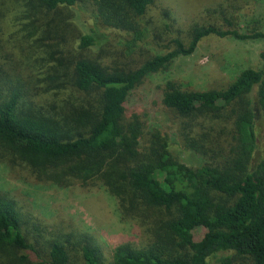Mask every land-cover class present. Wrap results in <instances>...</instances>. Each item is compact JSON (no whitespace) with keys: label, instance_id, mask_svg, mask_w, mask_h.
<instances>
[{"label":"trees","instance_id":"16d2710c","mask_svg":"<svg viewBox=\"0 0 264 264\" xmlns=\"http://www.w3.org/2000/svg\"><path fill=\"white\" fill-rule=\"evenodd\" d=\"M157 1L0 0V144L37 178L62 187L101 182L122 217L145 227L147 238L117 245L111 264H264V49L261 65L226 87L169 80L162 88L164 107L191 122L206 119L184 120L181 129L202 157L198 165L183 161L177 140L147 131L128 111L148 76L204 38L264 36L259 27L242 32L236 14L238 4L264 0H225L210 13L214 23L186 29L166 8L161 30L149 19ZM9 2L19 8L16 35L6 29ZM101 27L126 33L125 41L111 45ZM168 36L166 53L145 45L162 46ZM32 222L0 196V264H73V252L82 264H106L90 235L49 238Z\"/></svg>","mask_w":264,"mask_h":264},{"label":"rangeland","instance_id":"374dc122","mask_svg":"<svg viewBox=\"0 0 264 264\" xmlns=\"http://www.w3.org/2000/svg\"><path fill=\"white\" fill-rule=\"evenodd\" d=\"M13 3L9 2L7 5L12 11L6 18V29L16 35L20 25L11 19L14 10L19 11V8H14L17 6ZM224 6L225 0H158L149 14L151 29L161 25L166 8L170 9L172 18L177 21L176 27L186 29L194 22L214 23L217 19L212 18L210 13ZM238 7V27L242 32L251 31L254 27L264 31V1L243 2ZM91 9L92 7L87 8L86 14H91ZM101 32L110 38L111 45L122 44L126 39V33L115 29L101 27ZM171 38L172 36H168L160 41L162 46L152 41H146L145 45L154 53H166L173 49V44L165 46ZM263 49L264 36L245 40L216 35L206 37L194 53L179 56L167 70L148 76L132 92L128 111L140 115L147 131L161 130L177 140L174 150L181 155L183 161L198 165L201 155L191 150L181 135L184 120L191 122L192 117H180L164 107L160 101L162 88L169 80H176L189 89L226 87L244 68L261 65L260 52ZM19 57L21 56L15 60H19ZM197 119L191 122L195 126L197 121H206L201 116ZM196 128L200 130L199 127ZM0 150L3 152L0 154V196L13 199L25 217H31L32 223L38 224L47 237L61 233H73L74 236L88 234L101 248L106 264L112 263L113 251L117 245L130 241L140 244L147 238L145 227L138 220L122 217L117 197L101 182L94 181L95 183L87 185L75 181L70 186L62 187L37 178L20 159L5 151L1 144ZM203 231L202 228L196 230V237ZM73 256V264H82L80 254L73 252ZM211 264L215 263L212 261Z\"/></svg>","mask_w":264,"mask_h":264}]
</instances>
